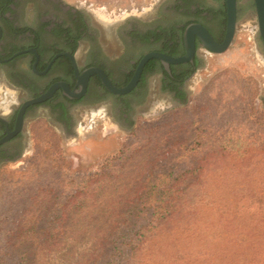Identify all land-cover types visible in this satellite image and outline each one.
Here are the masks:
<instances>
[{
    "label": "rangeland",
    "instance_id": "374dc122",
    "mask_svg": "<svg viewBox=\"0 0 264 264\" xmlns=\"http://www.w3.org/2000/svg\"><path fill=\"white\" fill-rule=\"evenodd\" d=\"M62 1L118 26L173 22L159 14L172 0ZM251 12L240 8L227 52L199 53L182 87L184 105L161 92L156 76L124 128L81 114L78 135L68 138L44 117L34 121L24 157L0 167V264H92L103 258L99 243L118 238L135 263L157 226H183L196 215L190 238H201L208 203L244 215L257 204L264 193V54ZM120 42L102 43L103 58L117 60ZM161 208L173 213L170 222ZM155 209L151 219L146 211ZM229 222L220 219L223 233ZM126 263L125 255L113 264Z\"/></svg>",
    "mask_w": 264,
    "mask_h": 264
},
{
    "label": "flooded vegetation",
    "instance_id": "af4514ba",
    "mask_svg": "<svg viewBox=\"0 0 264 264\" xmlns=\"http://www.w3.org/2000/svg\"><path fill=\"white\" fill-rule=\"evenodd\" d=\"M225 1L172 0L159 13L165 19L167 16L173 19L168 25L128 20L127 26H118L110 23L104 14L91 15L62 0H0V141L9 138L0 145V167L24 157L31 142L32 124L41 117L68 138L78 135V128L83 124L79 123L81 114L88 118L100 114V119L112 121L119 129L128 126L133 121L132 110L146 99L150 81L156 76L161 92L172 96L180 105L171 90L175 80L194 68L197 70L199 53L210 54L198 40L191 63L170 65L167 72L159 61L152 59L144 66L136 87L123 96L106 91L96 75L89 78L85 94L76 99L69 98L60 85L75 95L82 75L96 68L114 87L124 88L146 54L182 57L183 33L192 24L201 25L215 42L221 43L226 29ZM250 5V0H237V22L239 9ZM246 15L253 17V26H256L254 12ZM254 29L262 51L260 37ZM153 32L158 36L162 32L172 34L173 38L164 41H169L168 49L162 47L164 42L158 36L144 41L145 36ZM110 39L122 43L123 51L117 60H106L102 56L101 45ZM165 74L173 84L167 81ZM56 85L59 86L50 98L28 105ZM103 106L105 110L100 113L98 110ZM112 108H116L114 115L109 113Z\"/></svg>",
    "mask_w": 264,
    "mask_h": 264
},
{
    "label": "trees",
    "instance_id": "16d2710c",
    "mask_svg": "<svg viewBox=\"0 0 264 264\" xmlns=\"http://www.w3.org/2000/svg\"><path fill=\"white\" fill-rule=\"evenodd\" d=\"M250 1L251 5L247 9L254 10L252 0ZM223 18L226 20L225 9ZM153 36L157 37L158 35L155 32L148 34L145 36L144 41L147 42L148 38ZM169 38H173L169 32H162L158 36V39L163 42ZM168 45L169 41L164 42L162 47L168 49ZM196 65L198 67V64ZM195 70L194 68L181 79L175 80V83L165 74L167 81H170L171 84L174 83L171 90L175 93L176 99L179 100L181 105L186 102V94L181 87L194 74ZM255 198L257 204L264 206V193ZM208 205L204 207V235L201 238H190L193 234L195 215L183 226L173 225L167 228L165 225H161L155 227V236L140 242L142 255L135 263L134 255L125 252L124 248H121L122 244L118 242V238L103 243L100 242L98 249L104 253L103 258L98 257L99 260L97 258L92 264H98V262L100 264H113L125 255L130 260L129 264H264V238L259 232L264 231V207L257 208L256 205L249 203L245 209L246 215H244L242 212L237 213L235 207L233 209L230 207L225 208L222 204H216V206L214 203H208ZM161 209L162 211L159 210V212L164 213L169 219L168 222H170L173 213ZM157 211L158 209L146 212L151 214L152 219L158 216ZM224 216L230 220L225 225L228 234L223 233L220 224V219ZM249 216L260 217V220L250 222L248 220ZM118 225L112 231L116 232ZM237 234L239 235L236 236ZM222 243L225 247L227 246L225 250H221L216 246L217 244L222 246ZM221 253L222 257L219 255Z\"/></svg>",
    "mask_w": 264,
    "mask_h": 264
},
{
    "label": "water",
    "instance_id": "95a60500",
    "mask_svg": "<svg viewBox=\"0 0 264 264\" xmlns=\"http://www.w3.org/2000/svg\"><path fill=\"white\" fill-rule=\"evenodd\" d=\"M254 6V20L256 25V30L258 32V36L261 40L262 52L264 54V0H252ZM236 4L237 0H226L225 1V8H226V29L223 41L221 43H217L213 40L212 36L208 33V31L198 24H192L188 26L184 33H183V47H184V55L179 58H173L164 54L160 53H148L146 54L143 59L140 61L135 74L128 85L124 88H116L114 87L110 81L108 80L107 76L99 69H90L86 71L82 75V83L80 85L79 91L76 92L75 95L70 94L67 92V87L64 85H60L65 93L71 99H76L83 96L86 92V88L88 85L89 78L93 75H96L102 86L105 88L106 91L109 93L116 95V96H123L130 93L137 85L141 72L146 65V63L152 59L159 61L165 70L169 72V66H177L182 64L191 63L196 54V44L195 41L198 40L201 44V47L204 48L207 52L214 55H221L227 52L230 48L235 34H236ZM59 85L52 87L46 94L42 95L41 97L28 102L30 104H39L47 100L51 97L55 89ZM23 112V110H22ZM21 112V114H22ZM9 138H5L0 141V145L4 144Z\"/></svg>",
    "mask_w": 264,
    "mask_h": 264
}]
</instances>
